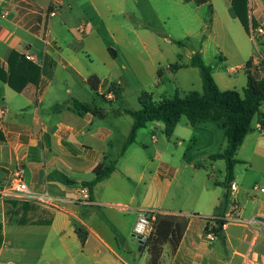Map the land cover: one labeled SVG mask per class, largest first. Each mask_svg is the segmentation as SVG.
<instances>
[{
	"label": "crops",
	"instance_id": "obj_1",
	"mask_svg": "<svg viewBox=\"0 0 264 264\" xmlns=\"http://www.w3.org/2000/svg\"><path fill=\"white\" fill-rule=\"evenodd\" d=\"M133 1L70 0L69 11L58 9L51 17L50 9L61 7L63 0H0V68L8 72V57L12 51L31 56L33 60L30 61L41 68L40 80L28 83L21 92L0 79V109L5 110L0 117L3 136L0 139V188L15 169L23 167L25 182L33 195L29 200L0 199V264H148V248H140L133 238L141 209L189 218L180 244L175 250L166 244L159 264H243L244 255L250 251L256 264H264V200L248 213L246 205L241 207L238 201H241L240 196H248L249 192L236 179V190L231 192L221 185L224 179L215 180L213 188L208 184L209 180L199 183L196 188L182 184L181 166L196 168V163L201 166L203 159L206 165L215 168L217 161L208 157L217 152L210 150L208 142L194 156L190 157L186 152L180 168L171 164L172 156L163 158V154L157 152V172L152 179L148 176L146 182L144 171L140 172L129 164L121 166L120 161L127 158L136 141L121 155L122 148L114 151L115 133L123 129L127 139L133 118L126 121L124 116L130 115L116 114L118 108L107 107L102 102L115 103L114 94L109 92L115 83L120 86L123 97L122 80L85 73L81 60H90V46L104 43L100 31L106 16H134L130 4ZM225 1L227 15L240 23L232 15L230 0ZM187 3L197 7L211 4L212 21H217L214 0L201 5L193 0ZM249 6L250 17L258 27L264 25V0H249ZM5 9L8 14L2 16ZM77 19L83 24H77ZM109 34L112 42H116L111 31ZM246 34L249 40L256 42L251 34ZM194 53H189L190 65ZM200 53L205 61L204 49ZM261 59L264 60V56L250 52L248 58L228 72L236 73L241 69L246 76V65L251 60V71L261 78L260 68L264 62ZM218 73L222 75L224 72ZM93 75L100 79L97 92L100 97L87 83ZM213 76L222 90L242 91L247 85V76L242 80L240 77H215V72ZM236 81H239L241 90ZM199 92L202 93L203 89ZM74 100L102 111L95 114L77 110L73 106ZM262 105L238 156L245 144L252 141L253 131L262 129ZM209 121L213 120L194 126L205 131L209 128ZM120 122H125L126 127H121ZM178 126L171 138L178 137ZM193 139L191 142L196 140ZM257 143L254 140L252 146ZM238 159L250 160L244 156ZM112 161H116L115 170L93 186L89 199H83L79 190L88 187L82 183L95 179L94 169L98 165L107 167ZM151 163L155 164V160ZM54 172L65 174L76 184L65 185L54 177ZM118 176L127 180L130 176L138 177L139 182H143L139 197L135 190L140 188L129 190L126 196L114 189L113 182ZM175 183L178 187L172 189ZM124 200H128L127 203ZM232 202L240 206L239 216L245 222L228 221L223 229L225 239L217 238L210 243L203 236L208 220L228 217L233 207L228 210L229 203ZM120 206L128 209L123 210ZM113 208L132 214L128 228L111 213V216L107 215L106 211L112 212ZM76 224L87 231L84 243L76 231Z\"/></svg>",
	"mask_w": 264,
	"mask_h": 264
},
{
	"label": "rangeland",
	"instance_id": "obj_2",
	"mask_svg": "<svg viewBox=\"0 0 264 264\" xmlns=\"http://www.w3.org/2000/svg\"><path fill=\"white\" fill-rule=\"evenodd\" d=\"M63 2L58 9L69 11L70 0ZM225 2L214 0L217 13L215 23L212 21L213 15H210L209 4L197 7L182 0H134L130 3L134 8L133 17L106 16L101 22L100 31L104 43L90 46V60H81L85 73L91 72L111 79L120 77L122 80V99L118 101L113 96L115 103L111 105L103 101L102 104L118 109L138 110L142 107L140 96L145 91L153 93L152 97L157 101L173 98L176 90L181 96L193 90L202 91L200 71L189 64L193 51L202 49L206 64L212 66L215 77H240V80L246 77L241 69L236 73H229L228 70L242 63L250 52H254L256 56H264V35L256 37V42L249 40L241 24L227 15ZM76 22L83 24L79 19ZM108 30L116 38V42L113 40L115 43L110 39ZM174 40H180L184 45L174 44ZM219 71L224 73L219 75ZM236 84L241 90L239 81H236ZM113 85L119 86L116 83ZM261 111H264V103ZM124 119L132 121L131 116H124ZM120 125L126 127L127 124L120 122ZM178 125V137L170 139L165 134L163 122H150L138 132L135 145L127 158L120 161L121 166L129 164L140 172L144 171L146 182L148 176L152 179L157 172V152L163 154V158L172 156L171 164L179 167L186 152L190 157L196 155L205 142L210 144V150L215 149L216 152H220L226 145L222 123L209 121L208 130L200 131L190 125L187 117L183 116ZM253 132L252 141L245 144L242 153L237 155V158L244 156L250 160L240 161L235 167V179L249 192L248 196H240L241 201H238L241 207L246 205L248 213L264 200V191L261 190L264 188V128L255 129ZM124 135L123 129L115 133V152L122 148L126 139ZM193 138L196 140L192 143ZM254 140L258 141L257 146H252ZM152 160H155V164L151 163ZM201 164L200 166L196 163V168L181 166L180 177L184 187L196 188L199 183L209 180L208 184L213 188L215 180H225L223 160H218L214 169L211 165H206L203 159ZM113 183L114 189H118L120 194L125 196L129 190L140 188L135 190L136 193L139 192V197L143 186V182L133 176L128 180L118 176ZM256 185L258 188H255ZM177 187L175 183L172 189ZM127 201L124 200L125 203ZM232 205L233 202L229 203L228 210ZM111 211H106L108 216L114 215L119 223L129 227L132 214L120 212L116 208ZM233 230L236 231V228Z\"/></svg>",
	"mask_w": 264,
	"mask_h": 264
},
{
	"label": "trees",
	"instance_id": "obj_3",
	"mask_svg": "<svg viewBox=\"0 0 264 264\" xmlns=\"http://www.w3.org/2000/svg\"><path fill=\"white\" fill-rule=\"evenodd\" d=\"M185 1L189 2L191 0ZM193 1L198 5L209 3V0ZM230 2L232 15L238 18L245 31L250 34L252 28L258 27V23L250 17L249 0H230ZM209 9L210 15H213L211 4ZM174 43L179 46L184 45L182 41L174 40ZM251 63L252 61L249 60L246 65L247 85L242 91L237 89L222 90L213 76L212 67L205 63L200 51L195 52L191 57V65L197 67L200 71L203 92L191 91L185 96H181L180 92L176 90L173 98L157 101L151 93L145 91L140 96L142 105L140 109L116 110V114L125 113L133 118L131 131L122 146L120 154L123 155L129 146L136 141L139 130L145 128L149 122H163L165 134L168 138L172 137L183 116L187 117L189 124L192 126L205 120L222 123L225 129L226 145L220 152L211 154L208 158L212 161L223 160L225 162V180L221 185L228 192H231V186L235 181V167L240 162L237 158L238 150L247 134L252 130V121L259 112L260 106L264 103V62L260 68L263 73L261 78L253 74ZM8 65L9 70L7 73L0 68V79L17 92H21L28 83H35L41 78L40 66L16 51L10 53ZM87 83L97 94L100 79L93 75L89 77ZM109 92H112L118 101L122 99L119 86H111ZM97 96L100 97L99 94ZM73 106L83 112L100 114L102 111L96 106L85 105L77 100L73 101ZM261 125L264 128V117L261 120ZM2 138L0 132V139ZM115 168L116 161H112L107 167L98 165L94 169L95 179L82 184L87 186L91 192L93 186L109 176ZM54 177L65 185L76 184L75 180L70 179L61 172H54ZM226 223L224 217H213L208 220L205 230L207 231L211 227L218 238L225 239L223 229ZM188 224L189 218L185 215L157 212L155 231L148 241V252L150 254L148 264L160 263L163 248L166 244H169L175 250L180 244ZM76 231L84 243L87 231L78 224H76Z\"/></svg>",
	"mask_w": 264,
	"mask_h": 264
},
{
	"label": "built area",
	"instance_id": "obj_4",
	"mask_svg": "<svg viewBox=\"0 0 264 264\" xmlns=\"http://www.w3.org/2000/svg\"><path fill=\"white\" fill-rule=\"evenodd\" d=\"M58 10V6H53L52 10L49 12V16H54ZM8 14V10H3L2 16H6ZM251 37L256 40V37L260 35H264V25H260L255 29H251ZM28 60H33V58L29 55H26ZM5 114L4 109H0V117ZM258 188V187H255ZM231 190H236V184L233 183L231 186ZM264 191V189H261ZM81 197L83 199H89V190L86 187H82L79 190ZM33 198V195L25 182L24 178V169L23 167H19L15 169L10 176V179L7 181L5 185L0 188V199L7 200V199H18V200H29ZM123 210H127L128 207L120 206ZM240 206L238 203L233 204L232 211L228 217H224V219L228 222H245L239 216ZM157 212L141 209L139 211V215L136 221V224L133 229V238L137 241L139 246L142 248H148V241L151 235L155 231V220H156ZM252 223L256 221H251ZM203 236L210 242H214L218 237L215 232L212 231L210 227L207 231H204ZM251 253V251H250ZM250 253L244 255L243 264H256L255 260L251 258Z\"/></svg>",
	"mask_w": 264,
	"mask_h": 264
},
{
	"label": "water",
	"instance_id": "obj_5",
	"mask_svg": "<svg viewBox=\"0 0 264 264\" xmlns=\"http://www.w3.org/2000/svg\"><path fill=\"white\" fill-rule=\"evenodd\" d=\"M140 248H142V246H140Z\"/></svg>",
	"mask_w": 264,
	"mask_h": 264
}]
</instances>
